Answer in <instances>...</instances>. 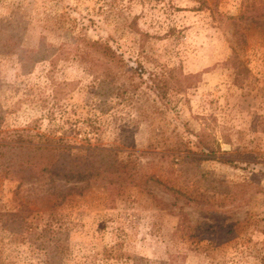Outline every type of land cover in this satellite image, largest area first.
I'll return each mask as SVG.
<instances>
[{
    "label": "rangeland",
    "instance_id": "rangeland-1",
    "mask_svg": "<svg viewBox=\"0 0 264 264\" xmlns=\"http://www.w3.org/2000/svg\"><path fill=\"white\" fill-rule=\"evenodd\" d=\"M0 145V264H264V0H0Z\"/></svg>",
    "mask_w": 264,
    "mask_h": 264
},
{
    "label": "trees",
    "instance_id": "trees-1",
    "mask_svg": "<svg viewBox=\"0 0 264 264\" xmlns=\"http://www.w3.org/2000/svg\"><path fill=\"white\" fill-rule=\"evenodd\" d=\"M246 11H244L242 14H240L238 17H234V19L240 20L246 16V12H248L250 4H246ZM255 10H258L255 9ZM234 21V24L235 22ZM238 25V23H236ZM240 29H237V32H239ZM241 37L240 41L244 44L245 43V35L244 33H240ZM1 146V145H0ZM32 148V147H29ZM34 148V147H33ZM35 148L42 150V152H57L58 156L56 157V162L53 164L48 163V159L50 158V155L47 154L45 156L44 154V160H42L43 165V171H53L50 168V165L54 167L55 169L59 167V169H63L66 171V178L70 179H76L78 181H87L91 182L92 180L94 182L102 181V179H109L110 184L112 185V191H115L117 194H121L124 192V187L122 185L123 181H125V175H126V165L122 164L123 162H120L116 154V152L113 148H101L100 153H106L108 156H111L110 161L105 163L104 160L100 161L99 163L95 162L91 156H93L96 152V150H90V161L85 162H72L68 160V157L70 156L69 153L75 148V146L67 143H60V141L53 140L51 138H46L41 142L40 145H37ZM65 155V156H64ZM31 163V159H28L27 165L29 166ZM23 167V166H22ZM60 173V172H59ZM116 180V181H115ZM132 184L134 182H131ZM60 196V195H58ZM66 198V194L62 195L60 199L63 201Z\"/></svg>",
    "mask_w": 264,
    "mask_h": 264
}]
</instances>
